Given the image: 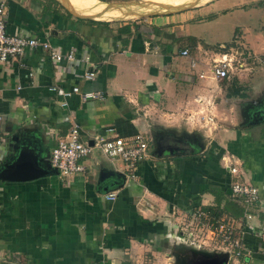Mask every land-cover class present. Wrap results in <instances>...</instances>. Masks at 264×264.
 Returning <instances> with one entry per match:
<instances>
[{
	"label": "crops",
	"instance_id": "0c3cea01",
	"mask_svg": "<svg viewBox=\"0 0 264 264\" xmlns=\"http://www.w3.org/2000/svg\"><path fill=\"white\" fill-rule=\"evenodd\" d=\"M1 1L7 33L46 41L62 55L72 52L74 60L54 62L49 51L39 48L0 63V170L24 147L34 151L40 166L53 171L51 151L73 125L79 127L82 141L140 133L151 146L134 171L91 153L81 161V175L0 180V264H159L170 260V244L179 241L172 235L174 225L191 224L197 211L232 224L234 238L247 252L231 248V264H262L264 97L251 103L242 84L264 86V32L255 30L245 38L240 32L216 47L186 32L194 10L201 21L209 22L217 18L216 9L226 14L234 9L232 4L216 8L223 0H197L184 7L187 0H167L141 15L110 20H79L60 0V5L53 0ZM65 1L82 15L91 5ZM246 2L239 0L237 6ZM250 2L260 6L264 0ZM123 4L113 7L131 9ZM123 18L134 20L121 22ZM250 27L255 24L243 31H252ZM175 44L179 48L173 52ZM182 50L188 57L181 56ZM223 51L241 53L243 69L231 80L216 83L208 77V67ZM86 72H92L93 79L86 80ZM200 74L206 78L199 79ZM50 87H77L80 93L101 97L84 101L77 93L63 99ZM210 95L215 100L210 108L213 122L196 102ZM153 135L162 144L186 140L191 152L158 157ZM226 157L239 163L244 181L258 191L248 219L241 199L230 195ZM111 193L116 194L113 201L107 199Z\"/></svg>",
	"mask_w": 264,
	"mask_h": 264
},
{
	"label": "built area",
	"instance_id": "2783aa9c",
	"mask_svg": "<svg viewBox=\"0 0 264 264\" xmlns=\"http://www.w3.org/2000/svg\"><path fill=\"white\" fill-rule=\"evenodd\" d=\"M6 5L5 1L0 2V63H7L9 61H16L20 59L27 49H42L47 50L50 53V58L54 62L67 61L69 64L74 60V54L72 52L62 55L59 51L54 50L51 46L43 40L36 37H23L19 35H12L6 31ZM224 48V47H221ZM182 57H188L187 50L180 52ZM218 57L213 58L209 67L208 77L216 83L229 81L240 70L243 69V61L241 60L242 54L234 51L231 52H219ZM195 62H191V67L194 68ZM94 74L92 72H86L84 78L86 80L93 79ZM199 79H205L204 74L198 75ZM49 91L54 92L57 96L63 99L69 98L74 94H80L84 101L94 100L101 97L99 93H80L77 87H74L70 91H65L61 88L50 87ZM196 102L201 107V113L205 115V119L208 122H213L210 114V108L215 104L214 96L196 99ZM65 105V103H64ZM2 122V116L0 113V124ZM2 141V135L0 133V142ZM94 150L99 151L108 161L111 163H121L128 171H134L137 165L144 161L150 151L149 141L145 135L137 133L133 136H116L110 138L108 136H98L90 139L89 141H82L81 132L79 127L73 125L67 131V134L61 139L55 148L51 151L50 164L51 167L56 170L60 177H73L85 173V167L82 164V160L86 159ZM224 168L227 170L231 177L229 185L230 195L233 198L241 199V203L244 207V219L250 218L248 213L249 209L258 202L257 189L246 183L242 177L240 165L232 157H226L223 159ZM135 175H131L134 178ZM116 194L111 193L107 196L109 200H115ZM198 220L209 219L210 217L202 211H197L194 215ZM209 218H208V217ZM204 226L207 227L208 233L211 237H214L212 241H217L233 249H242L241 242L238 238H234L232 224L225 221H218L215 229L211 230L208 227V223ZM203 226V227H204ZM260 244L262 247V264H264V232L259 233ZM247 252V250H246Z\"/></svg>",
	"mask_w": 264,
	"mask_h": 264
},
{
	"label": "rangeland",
	"instance_id": "374dc122",
	"mask_svg": "<svg viewBox=\"0 0 264 264\" xmlns=\"http://www.w3.org/2000/svg\"><path fill=\"white\" fill-rule=\"evenodd\" d=\"M138 0H134L133 2H137ZM185 4L181 5L189 6L193 5L197 2V0H187ZM195 3H192V2ZM239 0H223L222 2H216L214 5L216 8H222L223 6H230L234 9H231L226 14L225 12H219L217 10V14L212 13L211 16L217 17L216 19H212L209 22L201 21L202 18L199 16L197 10L193 11V21L190 22V26L185 25L186 32L192 33L194 36L199 37L203 43L210 47H216L217 45L225 42H231L233 36H237L238 33L242 32L244 38L246 36H250L253 31L256 30V33L264 32V2L259 6L251 3L252 0H246V6L239 7L237 6ZM104 3L118 5L123 4L120 3L119 0H103ZM138 3V2H137ZM182 7L177 9H182ZM82 8V7H81ZM160 9V8H159ZM176 9V10H177ZM192 10V9H190ZM226 14V15H224ZM207 17L206 19H209ZM137 19V18H135ZM134 18H126L122 19L121 22L127 21L131 22ZM230 23V24H229ZM255 24V27L252 28V31L246 32L243 31V27L248 24ZM229 24V25H228ZM232 25V26H230ZM236 26V27H234ZM236 32V33H234ZM235 34V35H234ZM248 34V35H247ZM185 33H183L182 38H184ZM239 36V35H238ZM252 39V38H249ZM186 40V39H185ZM184 41V40H183ZM188 43L187 41H184ZM183 42V43H184ZM252 43V40H250ZM181 44V42H179ZM179 44L174 45L175 52L179 48ZM244 88L247 89V98L250 99V102L253 101L258 102V100H262L264 97V86H252L251 84H242ZM227 92L231 90V86L227 85ZM245 93V92H244ZM153 140L156 139V136H152ZM195 143L198 144L197 139L190 138ZM156 141V140H155ZM157 142V141H156ZM149 145L151 146L150 142ZM93 155H99L100 152L94 150ZM102 158V157H101ZM104 159V158H103ZM210 217V216H209ZM222 220H217L215 218L210 217L209 219H200L198 220L193 216L191 224H183L178 223L174 226V232L172 233L173 237L179 238V241L176 239L174 242L170 244V260L162 261L159 264H212L213 261L217 263L223 262L225 259L226 264H231V250L230 247H226L225 245L218 243L217 241H212L214 237H211L210 233L207 231V227L204 226L208 223V227L213 230L217 226V222ZM204 226V227H203ZM177 241V242H176ZM178 243V244H177ZM177 244V245H176ZM213 244V246H212Z\"/></svg>",
	"mask_w": 264,
	"mask_h": 264
},
{
	"label": "water",
	"instance_id": "95a60500",
	"mask_svg": "<svg viewBox=\"0 0 264 264\" xmlns=\"http://www.w3.org/2000/svg\"><path fill=\"white\" fill-rule=\"evenodd\" d=\"M61 3L71 13H73L75 16H77L80 19H88V18L89 19H95L93 16H85V15L75 14L62 1H61ZM107 5H112V4H107ZM115 6H118V5H115ZM180 7H174V9H177ZM174 9H172V10H174ZM155 146L157 147L156 148V154L158 155V157L165 156V152H163L164 150L162 148L161 143L156 142ZM172 152L173 151L170 149L168 151V154H170ZM52 173H57V172L54 169H53V171L45 170L44 167L40 166L38 157L35 156L34 151H32L28 148L19 147L17 150L16 156H14L12 158V160L10 162L6 163L2 167V169L0 170V180L1 181H9V182L33 181V180L47 176V175L52 174ZM105 177L106 176L102 177L101 180H103ZM225 260L221 263L220 262L217 263V262L213 261L212 264H226Z\"/></svg>",
	"mask_w": 264,
	"mask_h": 264
},
{
	"label": "bare ground",
	"instance_id": "6f19581e",
	"mask_svg": "<svg viewBox=\"0 0 264 264\" xmlns=\"http://www.w3.org/2000/svg\"><path fill=\"white\" fill-rule=\"evenodd\" d=\"M72 12H74L75 14H78V15H82V14H79L77 13L75 10H73L67 3L66 1L64 0H61ZM68 1H71L72 3H76L77 1L78 2H85V1H88V3H90L91 5H88L86 6V10H85V13L86 15L85 16H93L94 18L97 19L98 16L100 17H104L106 18L107 20H110L111 18L113 19V17H122V16H131V15H141V13L143 12H147V11H151L153 9H155L153 6H158V5H163V3H167L166 1L167 0H144V1H141L140 3H137V2H134V3H129V4H123L121 6H124V7H128V8H131V9H128V10H121V11H116L117 10V7H113V5H102V4H99L97 3L96 1L94 0H68ZM173 1H178V0H173ZM184 1V0H182ZM182 4V3H181ZM180 4V5H181ZM142 6V9L141 8H138ZM133 7V8H132ZM116 9V10H115ZM167 8L164 7V9H161V11H166ZM171 10V9H170ZM101 20V19H100Z\"/></svg>",
	"mask_w": 264,
	"mask_h": 264
},
{
	"label": "flooded vegetation",
	"instance_id": "af4514ba",
	"mask_svg": "<svg viewBox=\"0 0 264 264\" xmlns=\"http://www.w3.org/2000/svg\"><path fill=\"white\" fill-rule=\"evenodd\" d=\"M175 142V143H174ZM174 142H166L165 144L161 143L162 148H163V152H165V154H168V151L171 149L173 152L174 151H183V152H191V146H189L188 141L186 140H179V141H174ZM194 145V144H193ZM189 147V148H188ZM170 155V154H169Z\"/></svg>",
	"mask_w": 264,
	"mask_h": 264
},
{
	"label": "trees",
	"instance_id": "16d2710c",
	"mask_svg": "<svg viewBox=\"0 0 264 264\" xmlns=\"http://www.w3.org/2000/svg\"><path fill=\"white\" fill-rule=\"evenodd\" d=\"M56 4H58V5H60L56 0H53ZM69 14V13H68ZM70 15V14H69ZM79 20H81V19H79ZM220 199V201H221V198H219ZM218 208H221V204H220V202L218 201L217 202V205H216ZM220 212H222V210H220ZM210 217H212V218H216L217 217V214H213V213H211V212H208L207 213ZM216 216V217H215ZM218 218V217H217Z\"/></svg>",
	"mask_w": 264,
	"mask_h": 264
}]
</instances>
